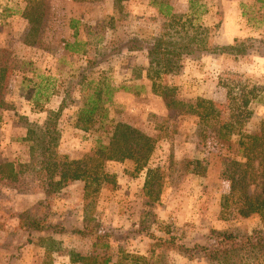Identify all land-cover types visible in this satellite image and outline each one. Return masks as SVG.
I'll return each mask as SVG.
<instances>
[{
    "label": "rangeland",
    "instance_id": "1",
    "mask_svg": "<svg viewBox=\"0 0 264 264\" xmlns=\"http://www.w3.org/2000/svg\"><path fill=\"white\" fill-rule=\"evenodd\" d=\"M162 1L173 6L179 22L160 13L155 3ZM183 27L196 49L168 70L149 48L158 38L174 42ZM76 39L88 44L73 53L66 44ZM229 45L235 52H220ZM0 65L8 68L6 99L12 103L0 108V158L16 162L20 171L16 181L0 178V264H90V256L97 257L95 264L107 258L108 264H222L195 245L207 244L214 231L241 235L264 228L257 213H222L232 170L226 162L241 135H232L230 147L213 128L202 137L199 119L171 102L212 100L220 120L232 123L238 115L243 134L260 132L264 0H0ZM41 75L54 84L44 110L35 107L33 95ZM91 82V89L106 83L120 88L105 129L75 125L82 89ZM63 101L61 155L92 154L99 139L109 142L118 122L158 139L148 164L164 172L158 197L148 193L147 168L137 171L132 159L106 162L115 181L93 197L86 198L83 181L47 190L39 150L26 137ZM253 177L250 192L259 195L263 179ZM35 221L50 227L37 230Z\"/></svg>",
    "mask_w": 264,
    "mask_h": 264
},
{
    "label": "trees",
    "instance_id": "2",
    "mask_svg": "<svg viewBox=\"0 0 264 264\" xmlns=\"http://www.w3.org/2000/svg\"><path fill=\"white\" fill-rule=\"evenodd\" d=\"M124 1L126 0H114L118 4ZM155 4L163 16L170 18L174 23L179 22L171 4L166 1ZM38 17L40 18L41 15ZM77 23L78 20H72L71 26L76 28L74 31L75 38L79 35ZM184 24L186 26V23ZM186 31L187 28L185 27L180 29V35L178 34L180 37L175 39L174 42L158 38L153 46L149 48L150 55L154 56L158 63L163 62L166 69H173L177 59L183 53H192L196 49L195 38L187 39V34H181ZM87 44L88 42L76 39L74 42L67 43L66 49L78 53L85 50ZM235 49L236 45H229L221 47L220 52L233 53ZM22 63L23 65L27 64V62ZM38 77L40 81L34 86L35 90L33 91L35 107L44 110L45 103L49 102L54 92V84H51L50 77L44 75ZM27 80L28 78H25L23 84ZM92 83L89 84L87 89H82L83 102L76 112L75 125L83 130L105 129L106 121L109 119V105L113 103L115 93L120 90V88H116L110 83L98 84L91 89ZM8 87V68L0 65V108L3 109L12 106V103L6 99ZM121 88L128 89L127 86ZM165 97L167 98V94ZM64 101L58 110L48 112V117L42 125L33 124L28 129L26 137L34 139L35 144H33L32 149L39 150L40 167L44 172L47 190L51 192L59 190L72 182L83 181L86 198L93 197L100 192L101 186L105 182L115 181V175L105 170L106 162L132 159L136 163L137 171L147 168L146 186L148 193L156 192V197H158L163 186L164 172L160 167H148L158 139L130 124L115 123L109 142L102 143L99 139L100 143L93 153L81 159H72L68 155L58 153L57 147L60 136L58 121L64 110ZM171 102L179 108H183L185 113H190L199 119V133L202 137L205 136L208 128H213L214 135L227 142L229 147L237 144L236 155L229 157L226 162V165L232 170L228 175L230 180L229 192L223 195L221 202L222 213L227 215L232 208L237 216L248 217L257 213L264 219V121L260 132L243 134L241 130H238L242 125L238 115H233V124L220 120L218 118L220 112L215 114L216 106L212 100L199 98L196 104H184L175 100H171ZM243 102L244 105H247L249 100L244 99ZM235 133H239L241 137L233 144L230 138ZM225 169L229 170L227 167ZM227 170H225V173ZM19 172L16 162L0 158V178L16 181ZM254 175H260L263 179V189L259 195L250 192L251 184L256 181ZM33 226L37 230L50 227L42 221H35ZM173 239L171 237V240ZM197 247L209 258L222 264H264V228L254 230L250 234L241 235L214 231L208 237L207 244L195 245V248ZM87 259L91 262H89L90 264H95L98 261L96 256H90ZM109 261L110 259L107 258L104 264H108Z\"/></svg>",
    "mask_w": 264,
    "mask_h": 264
}]
</instances>
